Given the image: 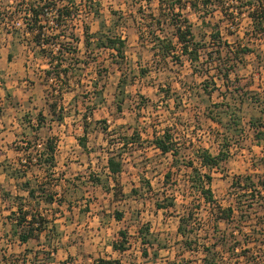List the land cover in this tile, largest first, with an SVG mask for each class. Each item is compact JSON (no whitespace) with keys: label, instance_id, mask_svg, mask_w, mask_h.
Instances as JSON below:
<instances>
[{"label":"rangeland","instance_id":"rangeland-1","mask_svg":"<svg viewBox=\"0 0 264 264\" xmlns=\"http://www.w3.org/2000/svg\"><path fill=\"white\" fill-rule=\"evenodd\" d=\"M93 2L99 3L101 16L89 13L88 5ZM157 4L154 0V9L144 7L145 12H156ZM140 5L139 0H75L79 15L74 29L82 39L78 43L80 61L71 70L68 84L46 81L49 64L36 57L25 31L12 34L0 25V264H95L101 257L118 258L123 264H202L204 253L196 248L198 240L208 242L211 209L192 191L188 162L196 161L199 148L218 153L224 133H228L232 138L230 155L212 170L217 199L230 205L231 184L237 176L264 177V148L251 126L253 119L264 120V40L246 38L243 31L249 17L244 15L239 27L231 25L232 20L220 10L207 18L213 25L220 21L223 40L234 46L231 51L239 41L255 49L239 61L227 89L224 79L212 75L217 67L211 68L208 58L210 50L215 59L233 53L226 46L220 48L210 33L201 37L199 13L185 11L198 38L212 41L197 64L209 75L194 73L186 57L183 63H176L172 58L164 62L156 55L153 39L139 34L144 24ZM200 8L202 14L204 7ZM120 14L124 18L118 25ZM86 25L91 32L113 29L121 33L127 40L125 59L113 50L98 49L95 41L90 50L86 48ZM167 28L162 36H172L167 35L171 33ZM216 86L219 89H213ZM51 102L60 103L63 110L51 113ZM222 102L228 105H215ZM40 113L46 118L37 130ZM232 118L240 120V125H234ZM165 129L176 136L177 156L163 154L153 142ZM51 138L57 144L56 166L39 165L36 154ZM29 152L34 157L32 163L22 165L30 160ZM111 154L122 155L124 160L123 171L116 178L108 168ZM19 171L27 175L16 178ZM27 179L32 180L39 196L43 185L56 198L50 203L42 193L39 208L52 222L39 238L22 243L10 218L11 208L16 207L8 193L26 196L22 184ZM168 198H175V205L159 208L157 204ZM188 212L194 213L192 225L198 232L197 239L195 233L191 235L195 251L185 249L187 242L178 230ZM118 213L123 215L121 219ZM251 215L253 219L244 223L245 235L240 230L237 234V242L243 244L230 243L238 252L234 258L226 253L230 264L247 263L239 253H248L250 260L260 254L256 238L249 234L252 226L264 228V206L257 204ZM221 226L226 227L224 222ZM142 227L149 231L140 233ZM121 230L127 232L125 251L112 246L122 240ZM144 235L151 239V246L143 244Z\"/></svg>","mask_w":264,"mask_h":264},{"label":"trees","instance_id":"trees-1","mask_svg":"<svg viewBox=\"0 0 264 264\" xmlns=\"http://www.w3.org/2000/svg\"><path fill=\"white\" fill-rule=\"evenodd\" d=\"M140 11L144 24L139 31L140 37L143 39L150 38L155 42L154 48L156 55L160 56L164 62L168 59H175L176 63H183L184 57L191 62L194 73L199 75L208 74L206 70L198 69L197 64L201 61L202 51L209 46V43L203 42L204 40L198 38L197 32H195L194 25L189 18V15L185 11L192 10L199 13V17L202 19V24L199 26L200 32H203L202 38L205 39L206 33H210L212 39H217V45L226 46L231 51V47H234L227 40H223V32L220 25V21L214 25L209 22L207 18L213 16L216 10H220L227 19L232 20L231 25L239 27V20L247 15L250 19V23L244 28V34L246 38L264 40V0H158L157 11H148L152 7L154 0H139ZM10 6L8 5L11 3ZM143 3H146L145 5ZM8 5V6H7ZM203 6V13L200 14V6ZM3 6V8H2ZM91 10L89 13L101 16L99 3H90L88 5ZM93 9V10H92ZM79 9L75 7V0H0V25L6 29L7 32L12 34L25 31V37L33 45L36 57H43L49 67L45 70L46 81L54 80L63 83L71 80V70L78 63L79 60V47L78 43L81 42V36L74 29V19L79 15ZM116 13V12H115ZM124 15L118 16V25H121V20ZM20 19L22 21H20ZM24 25V27L20 26ZM167 27H170L171 33L162 36L166 33ZM209 27V31H208ZM236 27V28H237ZM212 30V31H211ZM238 30V29H235ZM168 32V31H167ZM83 33L85 35L86 48H90L95 41L98 49L107 48L115 51L116 56L121 60L126 57L127 40L121 33H116L111 29L108 33H103L101 30L91 32L88 25L84 26ZM234 33V32H232ZM244 36V37H245ZM96 39V40H95ZM214 45V44H213ZM212 45V47H213ZM234 51H231L233 55L228 54L227 58H214L213 50H210L208 63L210 67H217L216 74H212L217 78L224 79L227 89L230 87L231 74L235 70V67L242 57L246 53L254 52L255 49L246 45L245 42L235 43ZM58 47L57 51L55 48ZM90 50V49H89ZM219 54L221 50L219 49ZM221 55V54H220ZM8 58L11 60L13 55L10 53ZM119 60V61H121ZM160 61V60H159ZM217 63V64H216ZM213 65V66H212ZM217 65V66H216ZM264 65V64H263ZM210 71V69L208 70ZM213 77V79L215 78ZM212 83V80H206V83ZM216 85V84H215ZM209 86L206 84V90ZM219 89L217 86L213 88ZM238 91L241 89H237ZM212 92V90H211ZM170 94V92H168ZM211 94V93H210ZM63 91L59 92V97L62 98ZM58 98L56 101H59ZM257 101V100H256ZM224 102L215 104L216 106H222ZM227 106L228 104H224ZM63 110V106L58 102L50 103L51 113H55L56 109ZM40 121L35 126L38 130L42 127L45 116L40 113ZM215 121L222 123L219 118L211 116ZM234 125H240V120L237 121L232 118ZM251 126L255 133V138L259 144L264 148V120L253 119ZM34 127V126H32ZM231 126H229L230 128ZM235 129V128H234ZM155 146L161 150L163 154L178 155L176 149L177 142L176 136L169 130L165 129L162 135H156L153 139ZM232 138L228 133H224L221 142V148L218 153H213L209 149L199 148L196 152V161L192 159L188 162V166L192 168L190 173V181L192 184V191L201 197L211 209V215L209 219V226L206 231V240L201 242L198 240L199 246L196 251L204 253L202 258V264H230L225 260L226 253L230 252V257L237 256V247L235 244L231 246V242L234 241L238 244H243L241 240L237 242V234L240 230L244 235V223L246 219H253L251 212L257 204L264 206V177L250 174L246 176H237L232 184L231 190L232 198L229 206H224L216 197L213 190V174L214 168H219L221 163L228 159L230 155V144ZM30 144V142H28ZM85 145V143L83 142ZM36 145H39L36 143ZM43 148L40 153L36 154L37 164L47 165L48 167L56 166V150L57 144L54 138L47 139L43 144ZM28 149V146L26 147ZM25 149V150H26ZM30 160H24L22 165L32 163L34 159L31 153H28ZM45 167V166H44ZM124 167V160L122 155L111 154L108 158V168L113 175L117 177L122 173ZM210 171H204V169ZM171 172H168L166 177H170ZM27 175V172L20 171L16 178H23ZM42 184V183H41ZM40 184V185H41ZM23 185V188L27 191V195L22 194L12 195L8 193V197L12 198L13 206L16 209L11 208L10 218L13 221L14 231L17 237L22 243H28L31 239H37L41 234L49 228V224L52 222L40 208V197L45 193L46 201L54 203L56 196L53 193H48L44 187L42 189L41 196L36 194L37 188L32 185V180L27 179ZM169 199V198H168ZM175 198H171L166 202H159L157 205L159 208L167 209L175 205ZM34 201V205L32 202ZM118 218H122V214H117ZM194 213L188 212L181 218L179 225V232L185 237L187 242V248L191 251H195V246L192 243L191 235L198 233L192 224ZM224 222L226 227L222 228L221 223ZM149 231V227L140 228V233L144 234ZM252 233L250 237L256 238V247L260 248L259 256H256V260H250L248 253L239 256H243L247 261L246 264H264V228L252 226ZM122 240L113 242L112 246L115 250L125 251L127 249L126 231H120ZM197 235V236H196ZM195 235L197 239L198 234ZM247 236V235H246ZM191 237V238H190ZM237 238V239H236ZM189 239V240H188ZM210 242L209 241H212ZM143 244L152 245L151 239L147 236L142 237ZM197 244V243H196ZM263 244L262 247H259ZM219 247H222L220 250ZM232 247V248H231ZM231 248V249H230ZM245 251H248L245 249ZM144 254L148 255L147 248H144ZM231 258V259H233ZM95 264H123L118 258H105L101 257L95 260Z\"/></svg>","mask_w":264,"mask_h":264}]
</instances>
